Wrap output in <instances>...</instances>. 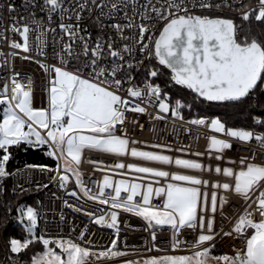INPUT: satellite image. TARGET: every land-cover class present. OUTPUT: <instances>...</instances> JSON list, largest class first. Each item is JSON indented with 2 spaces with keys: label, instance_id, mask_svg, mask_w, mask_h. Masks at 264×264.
<instances>
[{
  "label": "snow or ice",
  "instance_id": "obj_1",
  "mask_svg": "<svg viewBox=\"0 0 264 264\" xmlns=\"http://www.w3.org/2000/svg\"><path fill=\"white\" fill-rule=\"evenodd\" d=\"M225 9L235 15L197 14ZM105 18L113 22L105 24ZM89 25L96 28L95 38ZM0 43L9 49L0 51V66L7 71L0 76V207L4 208L0 232L5 236L7 264H101L128 256L126 238L124 250L118 245L119 216L127 213L146 224L144 252L162 254L145 256L133 247L139 259L123 264H264V0H22L19 7L15 0H7L0 3ZM17 58L35 62L44 73L46 95L39 106L33 80L16 70ZM160 66L171 73L163 86L156 82L165 76ZM174 86L190 90L191 101H172L167 89ZM197 103L242 107L253 127H230L220 116L186 119L182 110L191 111ZM169 113L175 118L173 125L180 121L185 131L206 128L214 133L207 137L206 152H192L190 145L148 144L128 132L143 130L140 115L165 121ZM234 142L237 151L246 149L250 156L228 158L226 152ZM139 144L152 150H142ZM253 144L261 151L260 162ZM22 147L40 149L54 166L45 161L26 163L10 172V149ZM165 152L207 156L209 162ZM86 153L117 159L105 164L102 157L91 159ZM128 158L158 166L125 163ZM84 163L103 173L95 192L84 183ZM171 168L182 171L165 170ZM109 170L121 178L114 180ZM129 173L135 178L129 180ZM10 177L8 188L5 181ZM70 178H74L72 190ZM49 184L64 190L56 197L64 207L83 213L88 224L112 230L108 245L91 239L95 233L88 224L75 239L49 232L47 223L38 229L43 219L40 201L37 207L10 199L40 192ZM230 193L246 207L228 218L229 230L216 229V215L223 221ZM64 219L61 212L60 220ZM10 221L21 226V238L8 235ZM187 230L194 233L191 240L181 238ZM158 232L171 233L170 239L161 238L167 247L157 245ZM225 238L238 240L241 247L233 245V254L213 255L217 240ZM36 243L43 250L25 260Z\"/></svg>",
  "mask_w": 264,
  "mask_h": 264
},
{
  "label": "built area",
  "instance_id": "obj_2",
  "mask_svg": "<svg viewBox=\"0 0 264 264\" xmlns=\"http://www.w3.org/2000/svg\"><path fill=\"white\" fill-rule=\"evenodd\" d=\"M7 0H0V3H6ZM141 3L144 2V0H140ZM254 2V0H253ZM15 3L19 7L22 4V0H15ZM197 14H210L212 16H221V17H231L234 16L235 14L232 13L230 10L225 9L223 12H212V13H202L197 11ZM7 13H4L5 16V23H8L7 20ZM38 15H43V13H38ZM112 20H109L107 18L104 19L105 24H110L112 23ZM238 22V21H237ZM163 22H160L156 24V31L158 34V31L162 29ZM89 31L92 32L93 38H95L96 35V28L94 25H89L88 26ZM15 39L19 40L20 37L16 36L14 37ZM31 39L34 40V36L31 37ZM49 42H50V37H49ZM119 46V45H117ZM50 50V49H47ZM0 51H3L5 53L9 52V49L6 45L3 43H0ZM139 53H137V59H139ZM2 60V58H0ZM49 63H53V61L49 60ZM15 67L17 71H21L22 73L28 74V76L31 77L33 80V90H34V96H35V104L36 106H39L40 100L42 97L46 95V93L42 90L44 88V73L42 69L39 68V65L36 64L35 62H28V61H20L18 58L15 60ZM7 74V71L3 69L2 66H0V76H5ZM141 78V74L137 73L136 74V79L139 80ZM23 83L27 84V80L22 81ZM0 85H2V81H0ZM151 110V109H150ZM168 115V119L165 121H149L148 118L144 115L139 116V123L144 125L143 130L139 129L138 127L133 131L131 128L128 129V132L136 137L140 141H144L147 143H160V144H171L173 147H180V146H191V151L192 152H206L207 150V143L210 135L214 134L211 131H209L206 128L202 129H195L191 132L185 131V128L181 126L180 121H176L175 126L172 123V120L175 118H172L170 114ZM129 120H131L133 117L131 114H128ZM256 131H261L262 129H255ZM220 137L223 138L222 135H219ZM137 147L141 149H150L146 147L144 144H139ZM238 145L234 142L233 143V149L232 150H227L226 156L228 158L236 159L239 156H250L249 151L246 149H238ZM255 149L256 152V161L260 162L261 161V151L259 148L255 146V144L251 145ZM152 150V149H151ZM164 154H170L173 155L174 157L179 155L177 152H172V153H167L165 152ZM88 158L91 159H100L102 157L103 161L105 164L111 163L114 159H117L111 154H98V153H91L87 154ZM186 157H193L189 153H184L183 154ZM201 162L203 163H208V158L207 156L205 157H200ZM125 163H139V164H148L149 166H158L152 162H142L139 160H135L132 158H128L124 160ZM213 165H215L217 162L213 159L211 161ZM222 166H232L228 165L225 162H221ZM24 166L17 167L18 168H23ZM14 169V170H15ZM13 170V171H14ZM82 172L84 173L83 175V180L86 186L90 187L93 192L97 191V182L102 180L103 173L101 171L95 170L94 167L90 164L84 163L82 165ZM169 171H182L178 170L175 168L171 169H165ZM12 172V171H11ZM108 174L113 177L114 180L120 179L121 177L112 172L108 171ZM199 175V173H193ZM37 177H33V179H36ZM129 180L134 179L135 177L129 173L128 177ZM43 179V178H41ZM215 179V178H214ZM221 180H223V177H220ZM10 181V184L12 185L13 178L10 177L8 178ZM20 182L23 183V178H20ZM45 183H47V180L44 179ZM73 182L74 178H70L69 182V190H72L73 187ZM139 182V181H137ZM161 184L164 183L163 180L160 181ZM155 186V185H154ZM24 187H29L27 183L24 184ZM34 187V185H33ZM110 194V190H106ZM209 192H211V188H209ZM52 193H55L56 196H53ZM64 195V190L59 189L58 186L55 184H49V187L47 189H44L40 192L32 191L29 194H26L23 198L18 200L16 203H26L28 205L33 206L30 203L29 199H34L36 201H40V204L43 205L41 211L43 213V219L39 222L38 224V229H44L45 228V223H47V230L51 233H56L60 232L62 235H65L67 238H72L75 239L78 235L79 232L83 230L85 224H88V220L86 216L83 213H75L72 211V209H68L63 206L62 201L57 199L56 197L58 196H63ZM230 203L225 206L224 212H225V218L221 219V216L219 213L216 215L215 218V225L214 227L216 229H220L221 227L224 228V230H229L230 224L228 222V218H233L236 214L240 213L243 211V209L246 207V205L242 202L240 198H238L235 194L230 193ZM67 198V197H65ZM155 203H158V201H154ZM70 203H76L75 198H70ZM37 207H39L36 204ZM106 207V206H105ZM255 208V205H253L252 208L248 209L249 211H252ZM63 212L65 219L63 221L60 220V213ZM12 215H15V212L13 211ZM255 219L259 220L260 215L259 213L255 214ZM119 221H120V240L118 241V245L120 246L121 250H124V245L122 241H125L126 238V244L129 247V255L125 257H117L113 258L112 261L109 262H104L102 261L101 264H116L119 261L122 260H130V259H139V253L133 252V247L139 248L140 252L143 253L145 256L147 255H161L162 253H157V252H152V253H147L144 252V249L141 247L144 243L145 240L148 238L149 233L145 231L144 229L146 228V224L138 217H135L131 213L127 214H121L119 216ZM125 222L128 225V227L125 226ZM14 224H17L14 222ZM59 225V227H57ZM89 231L95 233L91 237L92 240L97 241L99 244L102 245H108V234L112 231L107 228H100L99 226H94L91 224H88ZM166 227V226H165ZM75 228V231H72V229ZM71 233L70 237L68 234ZM87 238V233L85 234ZM171 233L170 232H158L157 233V245L161 248L167 247L166 244L161 243V238H168L170 239ZM194 236V233H191L190 230H187L184 232V235L181 237L182 239L185 240H191ZM241 247V244L238 240H232L230 238H225L224 240H217L216 246L214 249L220 251L223 254H233V247ZM98 250V249H94ZM181 254H186V253H181ZM7 253L5 251V248H2L1 256H0V264H7V259H6Z\"/></svg>",
  "mask_w": 264,
  "mask_h": 264
},
{
  "label": "trees",
  "instance_id": "obj_3",
  "mask_svg": "<svg viewBox=\"0 0 264 264\" xmlns=\"http://www.w3.org/2000/svg\"><path fill=\"white\" fill-rule=\"evenodd\" d=\"M153 63H157L156 61H153ZM161 70L165 72V76L159 79H156L157 83H160L162 86L166 82L170 80V70L164 68L163 66H160ZM167 92L169 96L171 97L172 101L175 99H181L183 101H191L192 93L190 90L184 89L182 86H174L169 87L167 89ZM182 114L185 116L186 119H191L193 117H196L197 115L203 116L208 115L211 117L220 116L223 118V120L226 122L227 126H235V127H244L246 129L252 128L253 123L250 118H246L244 115V109L241 108H233V107H222V106H215L207 107L200 105L199 103L196 104V106L189 111L188 109H183ZM254 114H259L258 112ZM2 106H0V120H2ZM264 118V117H262ZM259 129V128H257ZM10 151H13V159L9 161L8 164V170L11 172L15 168L24 166L26 163H38V162H48L50 166H54V161H52L51 158L44 156L43 152L40 149L30 148L25 150L23 147L18 150L10 149ZM2 154V153H0ZM8 188L11 187L10 181L7 179L5 181ZM7 190V189H6ZM26 195H21L18 199L15 196H11L10 199L13 200L15 203L23 198ZM30 203L33 206H36V200L29 199ZM0 203H2V200H0ZM4 212V208L0 207V215H2ZM7 233L10 236H15L16 238H21V226L18 224H14V222L10 221V226L7 229ZM2 248H5V236L2 232H0V256L2 252ZM41 246H38V243H36L34 246H30V251L27 255L24 256L25 260L30 261V256L34 254L35 252L39 251Z\"/></svg>",
  "mask_w": 264,
  "mask_h": 264
},
{
  "label": "rangeland",
  "instance_id": "obj_4",
  "mask_svg": "<svg viewBox=\"0 0 264 264\" xmlns=\"http://www.w3.org/2000/svg\"><path fill=\"white\" fill-rule=\"evenodd\" d=\"M170 114V113H169ZM219 138H222V137H220L219 135H222V134H216ZM148 144H150V143H148ZM145 145V144H144ZM146 146V145H145ZM147 147V146H146ZM142 150H151V149H146V148H144V149H142ZM185 154L187 153V152H184ZM184 153H179V156H181L182 158H193V159H198L197 157H186V156H184L183 154ZM200 160V159H199ZM38 246H41V248L39 249V251H37V252H35V253H38V252H40V251H42L43 250V247H42V245L40 244V243H38ZM56 251H59V249H56ZM34 253V254H35ZM212 254L213 255H223V253H221L220 251H218V250H216V249H213V251H212ZM117 258V257H116ZM123 261L124 260H122V261H119V262H117L116 264H123Z\"/></svg>",
  "mask_w": 264,
  "mask_h": 264
}]
</instances>
